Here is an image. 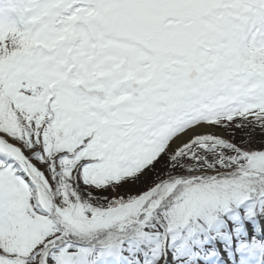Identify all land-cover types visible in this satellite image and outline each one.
<instances>
[{"label":"snow or ice","instance_id":"snow-or-ice-1","mask_svg":"<svg viewBox=\"0 0 264 264\" xmlns=\"http://www.w3.org/2000/svg\"><path fill=\"white\" fill-rule=\"evenodd\" d=\"M0 264H264V0H0Z\"/></svg>","mask_w":264,"mask_h":264}]
</instances>
